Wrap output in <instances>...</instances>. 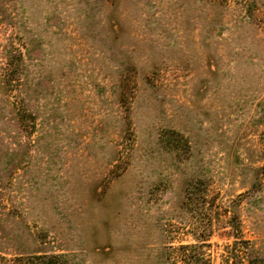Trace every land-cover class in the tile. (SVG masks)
Instances as JSON below:
<instances>
[{
  "label": "rangeland",
  "instance_id": "1",
  "mask_svg": "<svg viewBox=\"0 0 264 264\" xmlns=\"http://www.w3.org/2000/svg\"><path fill=\"white\" fill-rule=\"evenodd\" d=\"M201 242L264 264V0H0V264Z\"/></svg>",
  "mask_w": 264,
  "mask_h": 264
},
{
  "label": "trees",
  "instance_id": "2",
  "mask_svg": "<svg viewBox=\"0 0 264 264\" xmlns=\"http://www.w3.org/2000/svg\"><path fill=\"white\" fill-rule=\"evenodd\" d=\"M192 193L191 189H188V195ZM228 212V210H227ZM232 217H235L233 214ZM206 244L201 243H181L177 246L172 247L168 245L167 248H173L172 251H178L180 259L183 264H202V256L200 251ZM246 249V247L242 246ZM244 251V250H243ZM170 258L171 256H165ZM201 259V260H200ZM236 260V258H235ZM211 260L208 258L203 264H210ZM264 262V261H262ZM14 264H73L72 261L63 253H39V254H28L18 255L14 257ZM244 264H261L260 259L256 257H250L246 259Z\"/></svg>",
  "mask_w": 264,
  "mask_h": 264
}]
</instances>
